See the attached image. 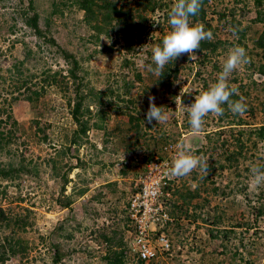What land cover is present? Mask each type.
<instances>
[{"label": "rangeland", "instance_id": "1", "mask_svg": "<svg viewBox=\"0 0 264 264\" xmlns=\"http://www.w3.org/2000/svg\"><path fill=\"white\" fill-rule=\"evenodd\" d=\"M30 1L46 37L80 62L87 94L84 106L90 111L86 118L102 129L91 128L73 145L77 126L55 87L47 88L33 105L25 95L15 94L18 100L10 108L19 139L0 151V163L16 167L22 162L33 171L14 180L0 178V206L28 220L17 235L27 242V255L6 264H106L108 247L100 243V235L113 237L115 243L123 238L124 212L136 176L147 159L169 157L163 150L167 144L175 146L172 162L181 142L208 160V170L197 168L178 177L179 185L167 200L174 219L173 252L150 264H264V185L253 183L252 172L254 167L264 168V136L257 134L264 126V51L255 44L264 24L254 22V0H207L211 41L218 48L205 60L196 53L192 59L184 54L169 61L162 71L169 75L162 78L169 87L147 66L155 67L152 49L162 45L171 30L168 13L174 0L162 1L160 6L165 7L155 14L142 13L144 20L134 12L133 25L139 24L142 33L133 30L130 43L123 33L117 38L116 31L97 37L74 0ZM132 1L116 0L125 9ZM28 2L0 0V75L8 78L4 87L0 85V102L16 82L17 60L24 61L22 77L35 76L36 83L42 71L64 73L68 68L56 47L23 25L22 10ZM231 11L233 20L219 22L220 12L228 16ZM235 46L246 49L249 63L232 73L229 84L237 89L232 99L243 96L247 110L233 115L224 105L223 115L209 114L203 130L193 133L185 106L217 81L229 49ZM28 51L32 54L26 57ZM149 96L168 113L166 123L146 122ZM128 116L136 119L129 123ZM37 128L47 135L46 143L37 139ZM227 156L233 159L226 161ZM195 188L197 196L191 198L193 193L188 192ZM69 200L68 208L61 207Z\"/></svg>", "mask_w": 264, "mask_h": 264}, {"label": "trees", "instance_id": "2", "mask_svg": "<svg viewBox=\"0 0 264 264\" xmlns=\"http://www.w3.org/2000/svg\"><path fill=\"white\" fill-rule=\"evenodd\" d=\"M162 1L164 0H133L129 9H125L122 5L121 7H118L116 0H74L73 4L77 5L78 9L84 13L85 21L90 25L91 29L96 32L97 37L100 34L110 37L109 34H111L112 31H116L117 38L119 37L120 33H123L124 40L126 42H132L133 30L137 29L140 32L142 28L139 24H136V26L133 25V13L138 12L140 14V19L144 20L146 18L142 16V13H144L145 15L155 14L157 10L163 9V7H165L164 4L163 7L160 6L162 5V3H164ZM263 2V0H254L255 8L257 9L254 22L264 24V9L262 11L260 10L263 6ZM206 3L207 0H203V4L199 13L196 16L190 17V20L192 23H202L205 26L206 31L212 32V27L206 17ZM228 14L229 15L226 16L225 12H220L218 14L219 22H221V20L228 21L230 19H234L233 11ZM38 20L39 16L32 6V1L29 0L26 9L22 10L23 25L29 28L35 37L41 38L43 39L44 43L56 47L58 55L65 62L68 68L64 73H62L61 70L55 72H52L51 70L42 71L40 74L42 76H40L39 81L36 83L33 82V78H35V76H28L26 78L22 77V74L24 73V70L22 68L24 66V61L17 60V64L14 65V68L16 70V82L14 85L9 86L11 89H7V96L1 97L2 99L0 102V151H3L16 139H19L18 134H16L17 122L13 118L10 108L12 102L18 100L19 96L15 94L25 95L24 98L33 105L37 104L39 100L44 96L45 90L47 88L55 87L59 91L63 99H65V104L69 109L71 119L77 126L71 137V144L73 145L79 144L81 138L86 137L87 132L91 128L102 129V127L98 124H90L89 116L88 118H86V115L90 114V111L88 106H84V103L87 99V94H85V92L83 91L84 87L82 86V79L79 75V71L82 70L80 62L73 54L58 46L53 38L46 37L45 32L39 26ZM112 22L114 23L112 24ZM234 24L238 25V23L236 22H234ZM241 35L243 36V34ZM138 37L140 38V34ZM255 44L259 49L264 51V30L261 32L259 38H257ZM217 45L211 40H204L201 42L200 49L196 53L202 54L204 56L202 59H208V54L214 53L218 48ZM111 49L112 47L107 48L108 51H111ZM31 54V51H28V53H26V57H28L27 55L30 56ZM262 60L264 62V52L262 53ZM6 72L10 73L11 71L6 70ZM163 73L165 72H162L160 75L161 81L162 78L168 79L169 77V75H164ZM7 80L8 78L0 75L1 87H4V83H6ZM165 81H167V83L162 81V84H165L166 87H169L168 80ZM131 86L132 83L128 84V87ZM127 90H129V88H127ZM236 99L238 98L234 97V100ZM128 118L129 123L132 122L133 119H136L132 116H128ZM35 123L38 124V121H35ZM36 131L37 139H40V141L46 143V141L48 140L47 135L41 130V128H37ZM38 132H41L42 134L39 137L37 136ZM257 134L260 137L264 136V126H261L257 129ZM232 159V156L226 157V161ZM153 160L147 159L145 164L147 165ZM22 161H24V158H22ZM32 171L33 170H28L22 162L16 167L13 164L3 165L0 163V178L3 180L18 179L19 177H21V175L30 173ZM195 191L196 188L188 192L189 194L193 193L191 194V198L197 196V193H195ZM70 203V200L66 202L63 201V203H61V207L68 208L70 206ZM124 213L126 220V229L127 223L129 221V218L126 215V209ZM258 213L260 214L261 212ZM27 226L28 220L24 216L12 212L11 209H5L0 206V264H6L8 261L15 257H20V261L25 258L28 253L27 242L23 241L17 235L19 234V232L24 231ZM123 233L125 235V231ZM100 237L102 238V241L100 243L104 242L106 247H108L107 252L104 256L106 264H130V259L126 255L127 248L124 241V236L122 239L116 241L117 243L113 242L114 238L110 237L107 234L100 235ZM53 255L55 258L54 263H58V261L60 260V255L58 254V251L56 249L54 250ZM132 261L135 264H141L134 259Z\"/></svg>", "mask_w": 264, "mask_h": 264}, {"label": "clouds", "instance_id": "3", "mask_svg": "<svg viewBox=\"0 0 264 264\" xmlns=\"http://www.w3.org/2000/svg\"><path fill=\"white\" fill-rule=\"evenodd\" d=\"M202 4L203 0H174L168 13V24L171 30L164 36L162 45L153 47L152 62L155 67L148 65V70L159 76L169 61H175L184 54H187L190 59L194 58L200 49L201 42L213 38V33L206 31L202 23H192L190 20V17L199 13ZM247 63H249V57L243 46L229 49L217 81L210 85L208 90L197 95L190 106H185L193 133H200L203 130L205 117L209 114L223 115L224 105H227V109L233 115H243L246 112L247 104L243 96L236 100L232 99L234 95H237V89L229 84V79L234 71ZM154 101L155 97L149 96L146 122L151 124L155 120L156 123H166L169 120L168 113L162 106L158 107ZM178 149L168 175L184 177L197 168L207 172L208 160L206 158L195 155L185 142H181ZM252 172L253 183L257 186L264 185V168L254 167Z\"/></svg>", "mask_w": 264, "mask_h": 264}, {"label": "built area", "instance_id": "4", "mask_svg": "<svg viewBox=\"0 0 264 264\" xmlns=\"http://www.w3.org/2000/svg\"><path fill=\"white\" fill-rule=\"evenodd\" d=\"M174 149L173 144L163 147L169 157H155L147 164L136 176L128 197L125 209L129 221L124 241L127 253L141 264H150L173 252L170 231L174 219L169 214L167 200L179 185L178 177L168 175Z\"/></svg>", "mask_w": 264, "mask_h": 264}]
</instances>
